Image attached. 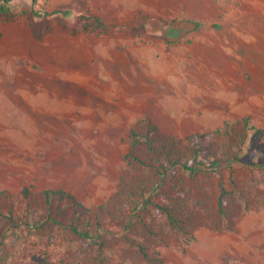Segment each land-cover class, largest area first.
I'll use <instances>...</instances> for the list:
<instances>
[{
    "label": "rangeland",
    "instance_id": "374dc122",
    "mask_svg": "<svg viewBox=\"0 0 264 264\" xmlns=\"http://www.w3.org/2000/svg\"><path fill=\"white\" fill-rule=\"evenodd\" d=\"M12 5L0 13V264H264V0ZM95 16L103 26L86 29ZM187 21L197 27L167 37ZM147 117L162 147L168 136L186 153L188 137L213 133L201 157L227 163L175 170L144 205L150 175L128 155ZM47 189L80 206L50 207ZM178 190L183 229L163 210Z\"/></svg>",
    "mask_w": 264,
    "mask_h": 264
},
{
    "label": "trees",
    "instance_id": "16d2710c",
    "mask_svg": "<svg viewBox=\"0 0 264 264\" xmlns=\"http://www.w3.org/2000/svg\"><path fill=\"white\" fill-rule=\"evenodd\" d=\"M14 1L15 0H0V13L7 17H14L16 15L12 5ZM32 1L34 4H38L39 2V0ZM58 12L59 11L52 13L47 11L44 14L51 16ZM61 12L66 15L69 14L68 10ZM89 20L91 21H89L85 26L86 29L94 26H103V22L100 17L95 16ZM198 25L201 26V23L198 22ZM140 125H144V133H140L137 130V127ZM137 127L132 131V143L128 158L131 162L136 163L138 166L144 167L148 172L147 176L150 175L145 185H139V187H137V191L142 197L141 202L144 205L153 204V197L161 193L163 187L170 180L171 175L175 170H183L190 175H194L205 166L215 171H219L220 168L227 163V161L221 159L208 161L207 159L201 157V154L204 150V143L206 142L207 138H210L212 135H214L213 133L195 134L188 137V144L193 146L198 145V147L195 151L186 153L179 148V146L182 144L181 141H176L175 139L170 141L168 136H163L167 147H162L158 142L157 136L159 127L152 122V119L148 117L144 118L142 121H140ZM219 132H223V130H220ZM145 152L149 156L148 159H144L142 156V153ZM152 173L154 174L153 178L151 177ZM220 187L221 196L219 199V210L221 213H224L229 192L222 182L220 183ZM29 193L30 192L28 188L23 190L24 196H29ZM44 196L47 204L50 207H52L58 199H68L74 202L77 206H80V203L77 201L76 197L63 189H47L44 191ZM174 196L175 198L170 199L163 210L173 226L183 229L184 225H180L181 223L179 218V213H181L184 209V202L182 200L184 197L183 191H175ZM55 220L56 219H54V221ZM55 222L65 225L67 228L82 235L86 239H94V236L89 231L82 230L73 224H65V222L60 220H56ZM148 258L149 262L152 261V264L157 263L156 260L151 259L149 256Z\"/></svg>",
    "mask_w": 264,
    "mask_h": 264
},
{
    "label": "water",
    "instance_id": "95a60500",
    "mask_svg": "<svg viewBox=\"0 0 264 264\" xmlns=\"http://www.w3.org/2000/svg\"><path fill=\"white\" fill-rule=\"evenodd\" d=\"M197 27L194 22H183L180 25L170 27L165 30V34L171 40H177L190 30H194Z\"/></svg>",
    "mask_w": 264,
    "mask_h": 264
},
{
    "label": "bare ground",
    "instance_id": "6f19581e",
    "mask_svg": "<svg viewBox=\"0 0 264 264\" xmlns=\"http://www.w3.org/2000/svg\"><path fill=\"white\" fill-rule=\"evenodd\" d=\"M202 11V10H201Z\"/></svg>",
    "mask_w": 264,
    "mask_h": 264
}]
</instances>
